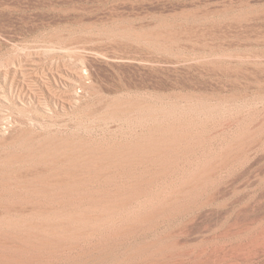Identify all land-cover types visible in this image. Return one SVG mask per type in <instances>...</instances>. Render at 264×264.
I'll use <instances>...</instances> for the list:
<instances>
[{"label":"rangeland","instance_id":"1","mask_svg":"<svg viewBox=\"0 0 264 264\" xmlns=\"http://www.w3.org/2000/svg\"><path fill=\"white\" fill-rule=\"evenodd\" d=\"M263 102L264 0H0V171L18 151L128 135L141 110L209 117L213 128L255 118ZM262 161L234 173L243 184L218 209L226 219L253 199L264 213Z\"/></svg>","mask_w":264,"mask_h":264},{"label":"bare ground","instance_id":"2","mask_svg":"<svg viewBox=\"0 0 264 264\" xmlns=\"http://www.w3.org/2000/svg\"><path fill=\"white\" fill-rule=\"evenodd\" d=\"M168 111L133 116L128 135L88 150L16 152L0 171V264H264L255 199L230 219L221 209L243 184L234 173L264 159V109L213 128ZM18 161L28 167L11 172Z\"/></svg>","mask_w":264,"mask_h":264}]
</instances>
